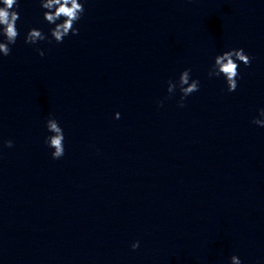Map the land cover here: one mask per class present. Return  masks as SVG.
Masks as SVG:
<instances>
[{
  "label": "clouds",
  "instance_id": "9594fccd",
  "mask_svg": "<svg viewBox=\"0 0 264 264\" xmlns=\"http://www.w3.org/2000/svg\"><path fill=\"white\" fill-rule=\"evenodd\" d=\"M40 7L43 11V19L54 27L50 28L49 34L56 43H63L65 37L78 35L79 29L76 27L78 21L85 12L84 4L81 0H39ZM18 7V0H0V55H10L11 46L17 41L20 32L17 28V21L20 19V14L15 9ZM60 21V22H58ZM48 39L42 30L38 28H30L24 35V43L35 45L39 41ZM51 42V41H49ZM40 56L44 55L43 50H37ZM245 66H250L252 57L245 53L243 48L230 49L218 54L214 58V63L211 65L208 76L221 77L223 76L228 92H233L238 87V78L240 76L239 63ZM200 83L197 79L191 78V69L185 68L179 75L178 81H168L167 92L173 94L177 88L179 89L180 100L178 104L184 107L185 99L199 91ZM160 102L159 106H162ZM115 118H120V113L115 114ZM254 125L264 127V108L258 110V115L251 121ZM46 129L51 135L45 137V144L53 149L51 156L53 159H60L65 153L64 147V132L59 122L53 116H49L45 122ZM5 147L13 146L12 140L3 141ZM139 247V241H134L131 244L133 250ZM230 264H242L239 256L232 255Z\"/></svg>",
  "mask_w": 264,
  "mask_h": 264
}]
</instances>
